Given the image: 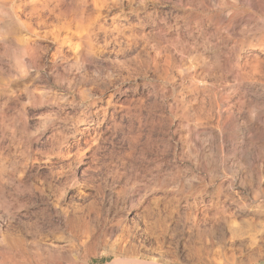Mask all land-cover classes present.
<instances>
[{"label": "clouds", "instance_id": "1", "mask_svg": "<svg viewBox=\"0 0 264 264\" xmlns=\"http://www.w3.org/2000/svg\"><path fill=\"white\" fill-rule=\"evenodd\" d=\"M91 3L118 10L116 16L138 8L137 0ZM225 6L229 15L240 8L252 21L241 27V35L254 29L264 36V0L244 6L229 0ZM128 23L127 29L113 27L114 42L98 49L79 33L81 46L74 54L61 51L77 36L71 29L56 36L29 32L27 38L16 32L4 44L0 264H208L217 245L202 227L209 221L225 227L219 244L239 240L242 249L264 247V200L258 192L251 198L255 203L234 192L225 197L228 208L194 210L200 192L193 181L206 187L216 179L231 181L232 175L221 168L218 176L199 178L196 154L191 145L183 148L179 137L159 162L144 139L130 144L122 138L128 110L144 103L129 98L150 101L147 89L167 71L138 46L142 37L134 36L136 25ZM252 46L264 51V40ZM260 185L264 173L257 177ZM255 213L260 215L251 236L239 234L237 218Z\"/></svg>", "mask_w": 264, "mask_h": 264}, {"label": "rangeland", "instance_id": "2", "mask_svg": "<svg viewBox=\"0 0 264 264\" xmlns=\"http://www.w3.org/2000/svg\"><path fill=\"white\" fill-rule=\"evenodd\" d=\"M3 1L0 0V28L4 25L0 30V54L5 51L4 44L11 42V36L16 32L25 38L29 32L43 34L45 30L54 36L65 35L67 29L61 24L70 20L71 12L79 15L83 10L84 17L95 21L90 24L89 39L96 49L106 41L114 42L117 33L113 27L127 29L128 21H131L136 25L132 34L142 37L138 46L155 58L157 68L167 71H160L156 75L157 81L147 89L151 93L150 101L144 97L129 98L144 103L128 110L125 117L128 124L122 138L126 137L130 144L144 139L158 155L159 162L165 159L169 145L177 142L179 137L182 147L191 145L196 154L199 178L207 181L218 176L221 168L232 175L231 181L216 179L206 187L198 180L193 181V186L200 192L194 197V210L208 206L228 208L230 204L225 197L234 192H239L246 202H256L251 199L254 191L259 193V200H264V190H261L264 185L257 188V177L264 173V51L252 46L260 44L264 36L254 29L251 34L241 35L244 22L251 24L252 21L241 14L240 8L232 9L233 14L229 15L230 9L225 6L229 0H144L143 4L137 0V10L129 13L125 8L122 16L126 19H122V16H116L118 10L96 8L91 0H86L84 5L83 0H63L61 15L56 18L45 7L50 1ZM20 1L25 6L19 5ZM249 2L238 0L241 6ZM251 2L258 4L259 0ZM32 7L37 8L39 14L37 11L28 14ZM16 16L25 19L31 31L16 28ZM7 24L15 30L5 33ZM73 24L75 20L71 31H74ZM77 39L76 36L70 44L64 43L61 51L74 54L73 50L80 48L76 46ZM107 46L111 48L112 43ZM4 62V56L0 55V64ZM127 94L132 95L131 89ZM136 95H140L139 90ZM254 215L237 218L235 228L239 234L251 236L253 224L260 214ZM202 227L207 228L210 238L217 242L207 255L208 264H241V261L264 264V247L242 249L239 240L219 244L227 235L224 225L209 221ZM3 251L4 245L0 244V253Z\"/></svg>", "mask_w": 264, "mask_h": 264}, {"label": "bare ground", "instance_id": "3", "mask_svg": "<svg viewBox=\"0 0 264 264\" xmlns=\"http://www.w3.org/2000/svg\"><path fill=\"white\" fill-rule=\"evenodd\" d=\"M6 1V0H5ZM5 1H3V3L5 2ZM11 3H13V0H9ZM18 0H16V2H17ZM23 1V0H22ZM22 1H20V4H19V2L17 3V4H19V5H22V6H25L24 4H21L22 3ZM34 1V0H33ZM44 1H50L49 2V4L48 5H46L45 7H46V9L49 11V12H51V13H53V15H54V17H56L57 18V15H59L61 12H62V9H61V3L63 2V0H44ZM6 2H8V1H6ZM2 3V6H4V4ZM9 3V2H8ZM7 3V4H8ZM24 3V2H23ZM82 5H84L85 3H86V0H83L82 1ZM6 4V3H5ZM6 4V5H7ZM25 4H26V2H25ZM33 4V3H32ZM19 5H16V6H19ZM28 5H29V2H28ZM34 5H36V3L34 4ZM69 5V4H68ZM9 6H11V5H9ZM15 6V7H16ZM21 6V7H22ZM33 6V5H32ZM70 6H72V5H70ZM224 6V5H223ZM13 7V6H12ZM19 8V7H18ZM28 8V7H27ZM30 8V7H29ZM39 8V7H38ZM66 8V7H65ZM20 9V8H19ZM44 9V8H43ZM227 9V8H226ZM13 10V9H12ZM27 10V9H26ZM31 11L28 13V14H30V15H32L33 13H35L36 11H37V8H35V7H32L31 9H30ZM64 10V9H63ZM67 10V9H66ZM232 11V10H231ZM234 11V10H233ZM9 12V11H8ZM8 12H7V14H8ZM11 12V11H10ZM38 12V11H37ZM42 12V11H41ZM220 12V11H219ZM226 12V11H225ZM224 12V13H225ZM228 13H229V10L227 11ZM236 12V11H235ZM235 12H234V15H235ZM73 13V14H72ZM227 13V14H228ZM6 14V13H5ZM16 14V13H15ZM38 14H39V12H38ZM38 14L37 15H35V16H38ZM71 17H70V20H68V21H64L61 25H63V27L62 28H64V29H71L72 28V21L73 20H75V25L73 26L74 27V31H72V32H74V33H77V43H76V46L77 47H80L81 45H80V43L78 42L79 41V39H80V36H79V33H84V34H86L87 36H88V38H90V31H89V27L91 26L90 25V19L89 18H87V17H84V11L82 10L81 12H80V14L79 15H75L74 14V12H71ZM233 14V13H232ZM236 14H237V12H236ZM46 15V14H45ZM61 15V14H60ZM223 15V14H222ZM239 15V13L237 14V16ZM15 16V15H14ZM34 16V15H33ZM213 16V15H212ZM229 16V15H228ZM7 17V16H6ZM10 17V16H9ZM196 17H198V16H196ZM196 17H194V18H196ZM200 17V16H199ZM218 17V16H217ZM217 17H216V20L215 21H217ZM219 17H221V16H219ZM225 17V16H224ZM227 17V16H226ZM230 17V16H229ZM232 17H233V15H232ZM235 17V16H234ZM242 17V16H241ZM209 18V17H208ZM231 18V17H230ZM60 19V18H59ZM227 19V18H226ZM239 19H240V17H239ZM239 19H237V21L239 20ZM10 20H12V19H10ZM16 21H17V23H16V28H24V29H27L28 31H31V26L26 22V20L24 21V20H21V17H19V16H16V19H15ZM197 20H199V18H197ZM214 20V19H213ZM222 20V19H221ZM221 20H218V22L219 21H221ZM224 20V19H223ZM230 20H232V18L230 19ZM15 21V22H16ZM196 21V20H195ZM211 21V20H210ZM235 21V20H234ZM243 21V20H242ZM3 22V21H2ZM7 22V21H6ZM11 22H13V20L11 21ZM201 22V21H200ZM213 22V21H212ZM212 22H211V24H212ZM217 22V23H218ZM227 22V21H226ZM246 22V21H245ZM244 22V24H246ZM8 23H10V22H8ZM197 23V22H196ZM202 23V22H201ZM214 23V22H213ZM221 23V22H220ZM228 23H229V21H228ZM227 23V24H228ZM4 24H6V23H4ZM12 25H14L13 23H11ZM60 24V23H59ZM237 24V23H236ZM8 25V24H7ZM7 25H5V26H7ZM213 25V24H212ZM215 25V24H214ZM217 25V24H216ZM221 25V24H220ZM219 25V26H220ZM222 25H223V23H222ZM232 25V24H231ZM230 25V26H231ZM4 26V25H3ZM2 26V27H3ZM9 26V25H8ZM190 26V25H189ZM229 26V25H228ZM0 28V30L1 29H3V28ZM201 27V26H200ZM228 28V27H227ZM233 28H235V26L233 27ZM192 29V28H191ZM231 29H232V27H231ZM5 30L6 31H4L5 33L6 32H8V33H11L13 30H15V28L14 27H12V26H9V27H6L5 28ZM200 30V29H199ZM230 30V29H229ZM2 32H3V30H2ZM15 32V31H14ZM13 32V33H14ZM91 32H92V30H91ZM219 32V31H218ZM227 32V31H226ZM230 32V31H229ZM7 33V34H8ZM227 34H228V32H227ZM231 34V33H230ZM216 35V34H215ZM229 35V34H228ZM226 37V36H225ZM223 38H224V36H223ZM229 38V37H228ZM2 39V38H1ZM0 39V40H1ZM225 42V41H224ZM69 46V45H68ZM190 46V45H189ZM73 51H75V50H73ZM202 56V55H201ZM232 56V55H231ZM179 57V56H178ZM203 57V56H202ZM250 61V60H249ZM235 64V63H234ZM233 64V65H234ZM244 64V63H243ZM237 67V66H236ZM231 69H232V67H231ZM234 70H236V69H234ZM231 71V70H230ZM237 71V70H236ZM235 71V72H236Z\"/></svg>", "mask_w": 264, "mask_h": 264}]
</instances>
